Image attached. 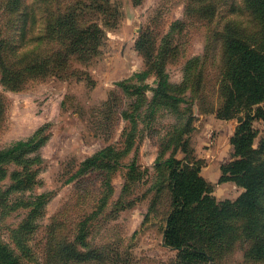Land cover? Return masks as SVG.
<instances>
[{"label": "rangeland", "instance_id": "rangeland-1", "mask_svg": "<svg viewBox=\"0 0 264 264\" xmlns=\"http://www.w3.org/2000/svg\"><path fill=\"white\" fill-rule=\"evenodd\" d=\"M58 1L59 13L74 10L80 28L98 26L102 37H77L82 62L73 54L60 72L29 70L5 85L0 73V151L43 127L37 142L0 156V244L21 264H264V186L247 192L230 174L214 179L215 202L244 196L253 206L207 219L224 236L196 240L195 194L168 226L173 193L157 162L174 154L188 179L196 167L239 166L245 122L250 148L264 140L253 112H219V84L229 77L217 36L233 21L254 32L242 0ZM49 4L0 0V57L9 71L39 55ZM159 71L167 83L153 96ZM168 230L187 250L202 244V256L168 244Z\"/></svg>", "mask_w": 264, "mask_h": 264}, {"label": "trees", "instance_id": "trees-1", "mask_svg": "<svg viewBox=\"0 0 264 264\" xmlns=\"http://www.w3.org/2000/svg\"><path fill=\"white\" fill-rule=\"evenodd\" d=\"M51 5L44 13H47V20L42 21V28L45 33V41L40 45V53L35 59H31V62L26 64L23 69L16 68L9 71V68L3 63V59L0 57V73L1 79L4 85L7 81H11L13 76L20 78L23 73L33 71L34 75H43L49 72H60L62 65H64L70 56L78 54V60L82 62L81 54L78 47H75V40L77 37H82L86 40L93 41L102 37V30L95 25H89L86 28H80L79 23L73 16L74 10L70 9L71 16H64L59 13V1L50 0ZM244 9L250 15L249 23L253 24L254 32L244 25L246 21H233L229 25V29L225 33L217 36V57L221 58L222 64L226 67L229 77V82L224 85H219L224 89L223 95L220 98L221 111L220 114L228 117L230 110L244 109L246 112H253L252 116L263 120L264 122V0H242ZM57 11L60 16L53 18L54 12ZM236 11V8H234ZM248 23V22H246ZM245 26V29L244 27ZM40 36H37L36 41L40 40ZM80 56V59H79ZM189 59L186 63L190 66L192 61L197 59ZM162 72V71H161ZM158 72L160 79L158 87L154 91L153 96L157 92L164 93L163 87L166 86V75ZM12 73V74H11ZM160 73V74H159ZM147 71H141L134 73V76H147ZM163 74V75H162ZM117 85H122L123 82H116ZM162 86V87H159ZM168 97H175L173 95H166ZM178 100H184L180 97H175ZM250 114V113H249ZM246 133L241 135L240 143H247L248 151L247 158L237 162L235 166L227 163L226 165H220V175L217 182L226 179V176H234L238 179V183L243 185L248 192L250 187L258 186L259 190L264 186V166L259 161L261 153L264 152V140L257 144L256 148H250L251 143V128H249V121L244 123ZM43 127H39L35 134L27 139H20L12 143L9 147L0 151V156H4L7 153L16 151L23 146H28L31 143H35L39 140V137L35 140L36 136L42 131ZM230 141L235 143L234 138ZM103 150L98 151V155H104ZM253 158L256 160L251 168L248 164L253 162ZM94 158H87L83 162L89 164ZM167 169L168 186L173 193V200L171 202L172 209L168 214V226L171 219L175 220L177 215L184 212L186 205L190 202L189 196L194 195V203L197 205L194 210L198 211V221L195 222V228L192 231L197 235V239H201L202 236H206L209 240L214 237L224 236L225 229L214 226L213 221L210 218L215 219L221 217L233 210L232 208L236 204L246 205V207L253 206L248 203L244 196L236 201H223L215 202V200L209 195L212 182L206 180L201 174V169L196 167L193 170L194 174L186 179L183 175V171L179 169L180 161L174 154L157 161ZM199 162V160H197ZM196 162V163H197ZM236 175H235V174ZM250 179V181H249ZM257 188V187H256ZM181 200V201H180ZM205 228V229H202ZM170 230L165 234L168 237V244L173 245L176 248L181 247V251H187L189 256L201 257L204 248L202 244L194 243L196 250H187L181 242L175 241L174 237L171 238ZM201 235V236H200ZM170 237V238H169ZM83 257V256H82ZM0 264H21L18 260L11 256L10 252L0 244Z\"/></svg>", "mask_w": 264, "mask_h": 264}, {"label": "crops", "instance_id": "crops-1", "mask_svg": "<svg viewBox=\"0 0 264 264\" xmlns=\"http://www.w3.org/2000/svg\"><path fill=\"white\" fill-rule=\"evenodd\" d=\"M220 165L217 166H205L201 169L200 174L208 181L214 183V179L218 180L220 175Z\"/></svg>", "mask_w": 264, "mask_h": 264}]
</instances>
